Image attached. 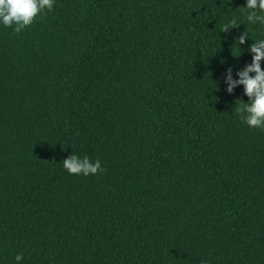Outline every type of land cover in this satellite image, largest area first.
<instances>
[{
	"label": "trees",
	"instance_id": "16d2710c",
	"mask_svg": "<svg viewBox=\"0 0 264 264\" xmlns=\"http://www.w3.org/2000/svg\"><path fill=\"white\" fill-rule=\"evenodd\" d=\"M245 6L56 0L0 27V264H264V129L224 83L264 39Z\"/></svg>",
	"mask_w": 264,
	"mask_h": 264
},
{
	"label": "clouds",
	"instance_id": "9594fccd",
	"mask_svg": "<svg viewBox=\"0 0 264 264\" xmlns=\"http://www.w3.org/2000/svg\"><path fill=\"white\" fill-rule=\"evenodd\" d=\"M55 3L56 0H0V27L12 29L19 35L33 24L38 15L44 14L46 10L52 11ZM245 7L247 21L264 26V0H246ZM239 24L241 23L233 18L229 24L223 25L221 31L227 32ZM246 37H249L246 31L238 37L239 48L245 43ZM248 51L252 54L251 62L236 70V78L231 67L226 69L224 83L226 91L230 94L242 85L243 93L248 97L247 103L235 108V114L241 122L249 128L264 129V68L261 67V61L264 60V39L254 41ZM63 168L70 175L83 176L104 171L99 159L93 161L87 156L80 157L74 153L63 160ZM23 259L22 254H17L16 264H21Z\"/></svg>",
	"mask_w": 264,
	"mask_h": 264
}]
</instances>
